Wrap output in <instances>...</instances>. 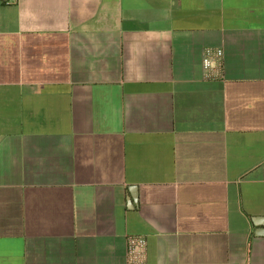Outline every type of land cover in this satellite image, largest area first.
<instances>
[{"label":"crops","instance_id":"obj_1","mask_svg":"<svg viewBox=\"0 0 264 264\" xmlns=\"http://www.w3.org/2000/svg\"><path fill=\"white\" fill-rule=\"evenodd\" d=\"M128 235L264 264V0H0V264H128Z\"/></svg>","mask_w":264,"mask_h":264},{"label":"built area","instance_id":"obj_2","mask_svg":"<svg viewBox=\"0 0 264 264\" xmlns=\"http://www.w3.org/2000/svg\"><path fill=\"white\" fill-rule=\"evenodd\" d=\"M215 57V58H214ZM223 51L207 50L204 56V70L208 76H220ZM126 259L128 264H143L147 257V240L143 236L126 237Z\"/></svg>","mask_w":264,"mask_h":264}]
</instances>
